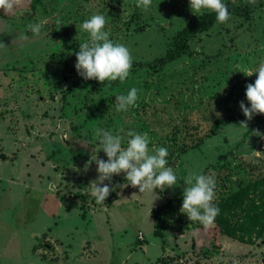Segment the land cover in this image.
<instances>
[{
	"label": "rangeland",
	"instance_id": "obj_1",
	"mask_svg": "<svg viewBox=\"0 0 264 264\" xmlns=\"http://www.w3.org/2000/svg\"><path fill=\"white\" fill-rule=\"evenodd\" d=\"M29 1L0 10V264H164L161 257L167 264H264V236L241 242L215 220L205 229L180 213L191 172L214 176L213 203L264 176V122L239 127L246 121L240 103L250 107L246 86L256 80L245 74L264 62V2L250 18L216 23L189 42L187 54L158 65L176 34L201 16L189 0H152L146 12L137 0H41L35 11ZM94 14L105 16L109 39L130 50L123 83L86 81L75 69L88 39L81 25ZM29 23L41 24L39 36ZM133 87L136 106L118 112L115 97ZM97 129H123L124 146L128 131L147 132L150 150L168 149L176 186L141 194L122 187V173L105 181L113 190L97 204L89 186L98 177L94 161L107 160ZM156 215L170 220L163 237L154 234Z\"/></svg>",
	"mask_w": 264,
	"mask_h": 264
},
{
	"label": "clouds",
	"instance_id": "obj_2",
	"mask_svg": "<svg viewBox=\"0 0 264 264\" xmlns=\"http://www.w3.org/2000/svg\"><path fill=\"white\" fill-rule=\"evenodd\" d=\"M20 0H0V10L4 13H11L18 6ZM249 4H255L256 0H248ZM152 0H137L136 7L142 11H148ZM191 12L214 13L216 22L226 23L230 19V13L223 0H189ZM57 24L60 21L57 20ZM106 18L101 14H94L85 20L81 28L88 34V39L79 45L76 53L75 69L84 80H95L100 84L105 81H119L123 83L130 75L132 67V56L130 50L121 43H114L109 39V33L105 31ZM27 30L33 36L41 33V24L29 23ZM26 34H22L21 41L28 40ZM6 45L0 42V48ZM256 74L254 83L246 86V99L250 107L240 103V109L246 117L241 121V128L247 129V121L252 120L254 115H264V62L259 64L255 72L248 71L245 74L251 77ZM138 90L133 87L127 94H120L115 97V107L119 111H127L136 106ZM219 115V114H218ZM124 130L118 133L109 130L97 129L95 135L100 138L101 150L107 160L95 158L98 177L91 181V195L97 204H102L113 190L105 181L111 182L114 176L125 175L126 184L122 187L131 186L139 188V192L150 193L154 190L164 191L166 188H173L177 184V175L171 166H168V149L158 147L149 149L150 138L147 132L140 133L128 131L126 146H124ZM88 165H85L87 170ZM186 186L183 191V203L180 213L186 215L189 221L198 222L207 229L219 214V208L213 203L215 199L216 181L212 175L189 173L183 179ZM88 186V187H89Z\"/></svg>",
	"mask_w": 264,
	"mask_h": 264
},
{
	"label": "trees",
	"instance_id": "obj_3",
	"mask_svg": "<svg viewBox=\"0 0 264 264\" xmlns=\"http://www.w3.org/2000/svg\"><path fill=\"white\" fill-rule=\"evenodd\" d=\"M40 1L30 0V8L35 11ZM263 2L264 0H256V3L253 5L246 1L239 5H231L227 8L230 16L250 18ZM216 23L214 13H205L204 15L194 17L191 20L190 26L183 28L176 34L173 38V47L166 55L157 60V64L164 65L187 54L190 48L189 42L199 34L212 29ZM252 121V128H254L264 122V115H254ZM204 140L202 138L199 139L192 147L201 146ZM182 152L186 153L187 151L183 149ZM157 191L161 192L160 190ZM161 194L164 195L163 192ZM81 197L84 198L82 195ZM170 203L171 199L162 204L156 213L163 211ZM214 204L220 210L215 221L222 234L232 239L248 243L254 237L261 238L264 236V176L252 184L250 183L239 187L235 192L220 198ZM154 219L156 228L154 234L157 237H163L164 232L170 226V220L159 215H156ZM163 258L161 257L158 261L161 262L163 260L164 264H167Z\"/></svg>",
	"mask_w": 264,
	"mask_h": 264
},
{
	"label": "crops",
	"instance_id": "obj_4",
	"mask_svg": "<svg viewBox=\"0 0 264 264\" xmlns=\"http://www.w3.org/2000/svg\"><path fill=\"white\" fill-rule=\"evenodd\" d=\"M1 179H2L3 181H7V179L3 178V176H1ZM52 198H53L54 202L57 201V199H55V197H52ZM46 201H48V200H46Z\"/></svg>",
	"mask_w": 264,
	"mask_h": 264
},
{
	"label": "built area",
	"instance_id": "obj_5",
	"mask_svg": "<svg viewBox=\"0 0 264 264\" xmlns=\"http://www.w3.org/2000/svg\"><path fill=\"white\" fill-rule=\"evenodd\" d=\"M141 239L143 238V236L140 237Z\"/></svg>",
	"mask_w": 264,
	"mask_h": 264
}]
</instances>
